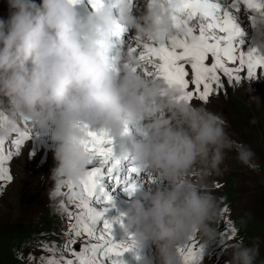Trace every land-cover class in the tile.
<instances>
[{"label": "rangeland", "instance_id": "rangeland-1", "mask_svg": "<svg viewBox=\"0 0 264 264\" xmlns=\"http://www.w3.org/2000/svg\"><path fill=\"white\" fill-rule=\"evenodd\" d=\"M45 1L30 6L22 0H0V229L7 224L32 222L39 211L40 217L51 214L47 223L62 239L59 251L48 255L40 249L32 250L47 264H107L108 254L114 255L119 264H258L255 258L264 264V236L254 228L261 216L264 194V26L259 27L264 0H236L239 8L235 3L230 8L241 12L237 22L223 19L204 28L210 39L211 35H224L221 42L227 32H232L229 38L233 39L240 36L238 29H246L261 44L252 47L247 37V42L237 45L239 57L220 55L222 64L175 62L184 76L181 81L187 85L162 96L166 115L174 121V132L167 141L157 143L162 156L145 169L153 166L154 174L129 175L152 182L144 186L148 198L145 210L133 208L137 211V215H131L135 226L131 219L127 223L120 220L125 218L124 212L108 221L110 215H105L104 204L96 206L100 213L95 214L99 199L90 200L77 185L70 186L76 180L68 179L96 167L97 156L102 154L86 146V136L63 127L68 133L61 134L58 150L46 152L45 144L56 130L55 122L53 125L49 119L63 117L76 93L68 97L69 93L60 88L52 89L60 92L47 109L41 110L42 115L30 105L34 100L32 89L49 87L41 75L50 73V68L38 65L47 63L38 58L35 48L39 51L44 43L38 37L53 40L51 26L61 34L56 0ZM59 1L61 7L66 6L65 0ZM135 5L132 0H124L118 12L126 16ZM247 11L252 12L248 20ZM62 14L69 17L70 12L64 9ZM198 15L190 20L201 17ZM40 22L49 26L48 31L35 27ZM186 32H191V27L187 26ZM195 40L176 38L181 49ZM33 51L36 58H29ZM211 53L214 58V51ZM32 60L39 70L30 66ZM105 81L103 89L81 92L85 97L95 96L113 79L106 77ZM177 92L183 98L182 105L169 100ZM239 102L250 111L240 108ZM8 130L21 131L25 138L12 143L5 135ZM111 147L108 142L103 153L109 156ZM183 156L185 162L180 161ZM228 178L234 191L225 199L221 188ZM123 183L131 188L130 182ZM93 187L105 188L98 182H93ZM124 188V184L111 186L110 199H119L128 191ZM203 219L211 221L203 224ZM219 234H226V238H218ZM151 235L145 246L147 252L140 251L137 247Z\"/></svg>", "mask_w": 264, "mask_h": 264}, {"label": "bare ground", "instance_id": "bare-ground-1", "mask_svg": "<svg viewBox=\"0 0 264 264\" xmlns=\"http://www.w3.org/2000/svg\"><path fill=\"white\" fill-rule=\"evenodd\" d=\"M22 1L24 2V5L30 4L31 6V4L38 3L40 0ZM47 1L48 0L43 3H46ZM65 1L66 6L63 7L60 6L59 0L55 1V6L59 8L61 17L63 18H65L62 14L64 9L75 11L76 9L85 8L98 16H100V13L102 12H107L110 14V17L117 19L119 23L126 24L128 32L124 35V37L128 41H135L138 44V53L144 60V63L140 65V67L144 68L142 74H148L146 80H149L152 76L157 75L163 81L170 82L162 85V92L169 88H174V84L176 83H179L178 89H184L186 87L187 84H183V82L179 80L176 75L180 71V69L177 67V63L194 60L198 63L204 62L205 64H214L217 62L221 63L220 55L239 57L236 51L237 45L247 42V37L251 39L252 47H256L257 45L261 44L260 39L257 36L254 37V35H252L253 33L251 34L246 29H238V31L241 32L240 36L233 39L229 38V35L232 32H227L228 35L225 33L227 37L222 40V42L220 39L224 38V35H211L212 38L210 39V33L205 31L204 28L208 24H210L212 27L213 24L222 23L223 19L226 21L232 20L237 22L241 17V12L237 11L238 13H236L230 8L233 3L238 4V1L236 0H132V2H135L137 5H135V7L132 8L131 13L128 14V12V15L126 16L118 12L119 4H123L124 0ZM179 6H183V9H179ZM157 13L158 15L155 17ZM199 13L201 14V17H208V19L206 18L203 20V18L198 17L195 20H190L199 16ZM251 14L252 12L247 11L245 18H249ZM189 15L191 18H189ZM163 16L165 20L163 19ZM260 16L262 23L259 27H263L264 12L260 13ZM38 26L40 28H46L45 31H48L49 29V26L44 22H40L35 25V27ZM187 26L191 27V32L189 33L186 32ZM51 27L53 29L52 32L55 35L53 40H46L43 39V37L38 38H40L45 44L50 45V49L54 50V54H47L43 49H41L37 52L38 56L43 57L46 59V61L50 62L51 67L63 66L72 63V57L82 52L78 48L74 47L69 39L62 37L61 34L55 32L53 26ZM143 35L147 36V38L144 39L142 37ZM191 37L196 39L194 43H189L188 46H184V49L179 48L181 45H179L180 43L178 44L176 42V38L187 41V39ZM12 38L14 39V37ZM174 44L179 46H175ZM13 47L15 48L16 46L13 45ZM210 49H212L215 53L214 58H212V50ZM182 50L184 53H179ZM23 51H27V49L24 48ZM31 57L36 58L34 51L29 56V58ZM176 59L178 60L176 61ZM86 64L90 65L91 68H94L93 61L91 59H87L82 67H84ZM38 65H42L41 67L47 66L40 63H38ZM38 65L34 62V60L30 61V66L33 69L39 70ZM20 67L22 68L23 65ZM97 73L98 77L103 79V82L99 84L97 79L94 78V86H92L91 91H88L87 93H91L97 88L103 89L106 83V77L112 78L113 82L109 83L102 92L95 96L85 97L83 94L84 92H81L80 89H77V85L72 86L69 91L66 90L65 87L61 88L62 86H60V91L69 93L66 96L69 97L74 93L76 94L71 105L67 107L63 117L53 120L49 119L51 124L54 125L55 122L56 130L54 132H52L53 130L51 131L53 134L50 135V141L46 142L45 147L46 152L53 153L54 151L56 152V150H58L60 143L59 138L61 134L68 133L64 131L63 127H67L70 132L73 130L75 132L79 131V133H82L84 136H86V146L89 148L92 147L93 150H95V153L102 154L97 156L98 158L95 162L96 167L90 168L87 173H79L72 176L73 178L68 179L69 182L76 180L72 181L70 186L72 187L73 185H77L80 191L83 192V195L88 197L90 200L99 199L98 205H95V210H93L95 214L100 213L98 212L96 206H102L104 204L103 209L106 212H103L105 215H110L108 221L112 220L114 216L119 217L117 213L124 212L125 218H119L122 222L127 223L129 222L128 219H131L132 221L131 215H137V211H134L133 209L134 206L135 208L139 207L143 211L145 210L144 203L147 202L148 198L146 199L147 191L144 189V186L145 183L151 184L152 182L141 180L137 178V175L143 176L144 173L147 174L152 172L153 170H151V168L153 166L150 165V169L142 170L139 174L135 170L133 172H129L125 170L124 166L121 168L119 164L111 161L110 156L103 153V149L108 144V142H111L114 148L122 144H126L130 140H132L134 143L138 142V137L145 134L138 133V130L142 127L141 125L137 126L136 122H139V118L144 117L146 114L154 113H152L150 110H145V105L132 106V104L127 99V96L132 97L133 95V93L130 92L131 87L135 86L136 89H138L143 84L142 82L140 83L137 82V80H133L128 86H125L117 82L115 78L108 74V71L106 72L102 70L97 71ZM23 75V77H27L26 73ZM29 80L34 82V79L32 78H29L28 81ZM37 84H39V81L35 82V85ZM40 86L46 88V92L48 94L45 95L44 93L42 96V102L46 104V106L41 107L34 100L30 101V105L34 106L37 109V112L42 115L41 110L47 109L46 107L50 105L51 100H56L55 96L60 91L57 90L54 93L53 91H49L46 85ZM39 88L36 90L39 91ZM178 93L179 92H177V94L174 93L169 98V100L182 105L183 100L181 99V95ZM146 144H151L152 146H155V148L159 147L156 142ZM130 174L137 175L129 176ZM152 174H154V171ZM147 175L149 176V174ZM125 181L130 182V189L127 188V183H123ZM93 182H98L105 188L103 190L97 187L94 188ZM120 184H124V189L127 188L128 191L120 196L119 199H110V187ZM101 191L102 194H100ZM143 211L141 213H143ZM96 217L101 216H95L94 218ZM132 225H137V222L133 223L132 221ZM133 233L139 235L135 230ZM140 235L142 236V234ZM152 238V235L150 237L145 236L142 246L137 248H139L140 251L147 252L145 246L149 244V241Z\"/></svg>", "mask_w": 264, "mask_h": 264}, {"label": "trees", "instance_id": "trees-1", "mask_svg": "<svg viewBox=\"0 0 264 264\" xmlns=\"http://www.w3.org/2000/svg\"><path fill=\"white\" fill-rule=\"evenodd\" d=\"M238 106L245 111L247 109L250 111L248 106L241 102ZM233 191L231 180L228 178L222 184L221 193L227 199L228 196H232ZM261 198V216L256 219L254 228L264 236V194ZM40 213L32 222L7 224L0 229V264H47L41 257L34 255L32 250L40 249L48 255L59 251L62 239L57 237L53 226L47 223L51 219V214H43L40 217ZM209 221L211 220L203 219L202 223L206 224ZM218 238L225 239L226 234H219ZM255 261L260 264L259 258H255Z\"/></svg>", "mask_w": 264, "mask_h": 264}]
</instances>
